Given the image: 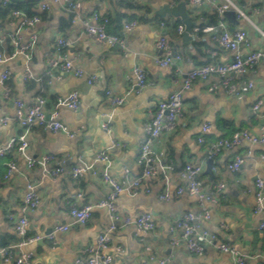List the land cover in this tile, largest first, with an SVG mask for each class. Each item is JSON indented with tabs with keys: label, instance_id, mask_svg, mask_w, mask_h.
<instances>
[{
	"label": "crops",
	"instance_id": "1",
	"mask_svg": "<svg viewBox=\"0 0 264 264\" xmlns=\"http://www.w3.org/2000/svg\"><path fill=\"white\" fill-rule=\"evenodd\" d=\"M81 1L82 15L95 10L112 13L115 20L117 13L122 15L120 26L109 25L107 28L110 34L122 38L119 47L97 41L87 34L75 14L53 4L52 10L41 12V19L33 28L20 29L21 45L28 43L34 33L38 36L29 61L34 78L29 80L24 78L27 58L18 52L20 44L4 40L2 35L3 29L18 30L20 18L15 14L12 18L0 17V52L10 56L17 53L0 64V76L6 69L10 72L7 81L9 96L0 85V116H15L16 99L28 106L43 95L48 100L45 110L50 114L57 99L72 90H78L81 98L78 111L62 107L59 112L60 121L75 130V136L36 126L28 133L27 157L16 150L6 157L0 156V248L12 249L14 256L31 252L35 264H78L82 250L96 245L100 234L111 223L110 212L104 207H96L84 226L73 224L70 214L73 206L97 204L112 189L102 176L104 163L98 161V154L109 153L113 177L121 179L126 168L132 176H140L143 169L139 163L140 146L148 138L146 124L154 118L159 102L167 100L194 67L209 62L226 63L234 55L231 50L222 48L211 33L195 34L194 30L201 24L210 25L209 17H203L199 9L192 10L188 6L190 18L196 25L190 32L192 39L185 42L183 33L174 27L176 16L168 14L162 21L159 18L162 16L157 14V10L170 0ZM14 2L24 4L19 6L20 10L36 13L42 0ZM29 2L32 4H27ZM234 2L250 18L242 19L235 26L247 29L248 41L240 47L245 56L264 48V37L258 31V28L264 29V0ZM136 4L142 7L134 9L132 6ZM205 11L214 12L208 6ZM131 20H137L138 25L131 30L124 29V23ZM162 22L165 26H161ZM227 25L229 30L233 26L229 20ZM164 32L171 37L175 50L184 55L176 66L162 67L155 62L156 56L161 54L156 40ZM60 37L69 42L62 48V53L72 62L71 70H51L48 65V58L57 50ZM136 67L147 71L148 84L141 92L134 89ZM77 68L82 70V76L75 74ZM93 77L95 80L90 83ZM218 78L213 75L206 81L196 79L182 95V114L176 124L153 140V148L165 152L166 161L172 164L173 170L162 172L158 177L145 178L136 194L123 192L117 199L120 217L115 221L116 228L111 232L107 251L113 264H159L161 259H168L167 264H232V255L215 245L197 255L181 241L172 244V238L177 237L172 226L187 212H198L201 205L196 196L177 193L178 186L183 183L181 171L188 163L203 165L200 175L203 188L210 190L216 183H225L222 194L208 204L211 218L204 220L203 225L217 235L218 242L237 249L247 264H264V230L259 228L264 212H256V182L262 180L264 184V145L244 140L232 148L223 146L217 154L209 155L213 144L222 138L231 139L236 132L263 133L264 62H258L239 77L243 84L249 81L254 84L241 94L210 91V83ZM109 88L126 97L122 105L110 103L107 97ZM258 100L263 102L255 111L253 107ZM104 112L112 114L109 131L101 126ZM205 124H210L211 128L204 142H200ZM21 132L22 128L13 119L6 124L0 121V148ZM48 154L62 163L63 170L56 178L44 175L38 165L28 166V157L38 160ZM238 154L243 156V163L233 173L230 165ZM10 157H16L18 170L7 178ZM210 158L214 159L212 174L206 172ZM77 165L91 167L82 177L74 178L71 170ZM29 183L36 185L40 202L34 210L25 213L23 206ZM167 190L172 196L168 200L160 197ZM142 212L152 215L156 223L153 231L143 233L132 224H123L124 216ZM22 215L29 219L28 235H42V240L20 244L22 240L14 225L15 218ZM58 224H70L71 227L68 231L56 233L53 238L46 237ZM0 264L4 263L0 261Z\"/></svg>",
	"mask_w": 264,
	"mask_h": 264
},
{
	"label": "built area",
	"instance_id": "2",
	"mask_svg": "<svg viewBox=\"0 0 264 264\" xmlns=\"http://www.w3.org/2000/svg\"><path fill=\"white\" fill-rule=\"evenodd\" d=\"M179 0H170V4L175 6ZM1 3L6 6L10 3V0H1ZM53 4H59L66 8L68 11L75 14L76 18L82 22L88 35L94 37L99 42H106L110 46H117L122 42V38L115 34L107 32V26L110 23V17L108 13H100L95 10L88 15H82V1L81 0H42L39 4L37 11L33 15H29L27 12L16 9L13 13L20 18L19 28L16 31H9L3 29V39L12 40L15 45H19L20 29L25 27H34L41 19V12L52 10ZM187 5L190 9H199L201 12L208 8L211 11L216 12L219 15V25H207L204 27H197L194 32L198 36L200 32L211 33L214 40L220 44L224 49L231 50L233 52V58L229 62L213 63L209 62L200 66H196L191 69L182 85L170 95L167 100L159 102L158 108L155 112L154 118L146 124V130L148 138L141 143L139 163L143 166L140 176H132L129 169L124 170V175L121 179H117L110 174L111 159L108 152H100L97 156L98 161L104 163V169L102 176L104 180L111 186V191L107 196L101 199L97 204H84L82 206H73L70 214L73 217V224L84 226L88 223L92 216V211L96 207L107 208L110 212L111 223L105 228L97 239L96 245L91 247H85L82 250V257L78 259V264H113L112 256L107 253L111 244V232L116 228L115 221L119 219L117 211L116 201L123 192L136 194L143 185L145 178L158 177L162 172L167 170H173L172 164L166 161V154L164 151L155 150L152 146L153 140L161 136L165 131L173 128L176 124L177 118L182 114V95L186 89H189L196 79L203 81L208 80L211 76H219L218 80H214L210 83L209 90L217 92L218 90H224L228 94L238 95L247 88L251 89L254 84L252 81L247 83H241L238 79L248 69H251L258 62H264V48L256 49L247 55H243L240 51L242 44L247 43L248 33L244 27L235 28L229 30L227 25V17L225 12L229 9H234L237 13V18L250 19L243 9L236 6L234 0H188ZM191 10V11H192ZM138 25L137 20L126 21L124 23V29L131 30ZM161 26H165V22L161 23ZM185 29L184 25H179L178 30L183 33ZM259 33L264 37V29L258 28ZM37 34L34 33L30 41L26 44L19 46L18 52L25 55L27 58V66L24 73L25 80L34 78L33 73L29 66L32 51L35 49L37 43ZM69 42L64 38H58L57 50L54 55L48 58V65L51 70H71L73 64L67 60L62 53V48ZM156 47L160 50L161 54L156 56L155 62L159 66L168 67L176 66L184 59L183 53L176 51L171 42V37L167 33H161L156 40ZM15 54L6 55L0 52V64L9 61ZM191 61V60H190ZM76 75L82 76L83 72L77 68L74 70ZM134 73L137 78L136 86L134 89L136 92H141L148 84L147 71L142 67H136ZM56 79L58 75L52 73ZM10 78V72L6 69L0 76V85L4 89L7 96H9V88L7 81ZM95 80L93 77L89 82ZM107 97L114 106L122 105L126 97L117 94L113 89L107 90ZM262 100H258L253 109L258 111L262 105ZM48 100L45 96L40 95L36 100L26 105L22 100L16 99V114L14 117L0 116V121L4 124L9 123L12 119L21 128L22 132L17 136L12 137L8 144L4 148H0V156L6 157L12 151L16 150L20 155L27 157V149L29 147L28 133L29 131L38 126L44 129L51 130L53 132H63L69 136H75L77 132L72 130L68 125L60 121L59 112L62 107L78 111L81 107L80 92L78 90H72L64 97H59L55 103L53 111L48 114L45 107ZM0 108V114H1ZM112 114L105 113L101 122V126L104 130L110 128ZM210 124L203 126V133L199 137L200 142H204L205 135L210 131ZM263 133L259 135L252 134L248 130H242L234 133L231 139L222 138L217 143L212 145L210 150V156L217 154L223 146L234 147L241 144L242 141H250L253 144L264 145V124ZM120 145V142H116ZM243 163V156L238 154L234 158L230 165V169L233 173H236ZM38 165L44 175L56 178L58 174L63 170L62 163L51 154L45 155L40 159H34L28 157V166L33 167ZM7 174L9 178L14 172L18 170V164L16 157H10L7 161ZM91 166H74L71 170V174L74 178L82 177ZM203 172L202 164L188 163L181 171L183 183L178 186L177 193L183 194L184 192L190 195L196 196L199 199L200 210L198 212L190 211L184 214L176 223L172 226V230L177 235L176 238H172V244L183 242L190 252L197 255H202L206 248L210 245H215L219 250L229 252L232 255V264H247L246 258L239 253L232 245L225 242H218L217 235L206 228L203 225L204 220L211 218V211L208 206L209 203L214 202L217 195L222 194L225 189V183H216L212 189L208 190L203 188L200 175ZM256 198L258 205L256 212H264V184L262 180L256 182ZM149 191V189H147ZM81 197L82 194H79ZM163 199H171V193L167 190L164 194L160 195ZM40 202V197L36 189V185L29 183L25 194V204L23 211L25 213L34 210ZM13 217L12 215H10ZM124 225H134L143 233L153 231L156 228V223L149 212H142L137 215H126L123 218ZM14 229L21 237V245L34 242L43 238L44 236L36 234L33 236L28 235L29 219L27 215H22L15 218ZM70 224H58L45 236L53 238L58 232H65L70 229ZM259 228L264 230V219L261 221ZM119 249V248H118ZM150 247L147 248L150 251ZM120 250V249H119ZM154 258L153 256L151 257ZM0 261L4 264H35L34 256L31 252L22 253L21 255L14 256L12 249L0 248ZM168 259H161L159 264H167Z\"/></svg>",
	"mask_w": 264,
	"mask_h": 264
},
{
	"label": "water",
	"instance_id": "3",
	"mask_svg": "<svg viewBox=\"0 0 264 264\" xmlns=\"http://www.w3.org/2000/svg\"><path fill=\"white\" fill-rule=\"evenodd\" d=\"M14 1H39V0H14ZM157 14H159L162 17H166L168 14H171L173 16H176L178 18H181L182 22L185 25V29L183 31V40L186 42L187 40L192 39L191 31L194 29L196 22L192 21L190 18L189 12H188V5L186 0H181L178 2L175 6H172L170 2H167L162 5L157 10ZM225 16L229 20L230 23H232L231 31L235 29L236 25H239L241 21L237 18V13L234 9H229L225 12ZM119 46H115V48H118ZM207 170L206 172L209 174H212V167L214 164V159L210 158L207 162ZM43 238H40L42 240ZM2 244V241H1Z\"/></svg>",
	"mask_w": 264,
	"mask_h": 264
},
{
	"label": "trees",
	"instance_id": "4",
	"mask_svg": "<svg viewBox=\"0 0 264 264\" xmlns=\"http://www.w3.org/2000/svg\"><path fill=\"white\" fill-rule=\"evenodd\" d=\"M27 4H32V3H27ZM21 5H24V4H20V3H16L14 2L13 0L10 1V3L6 6H4L2 3H0V17L2 18H12L14 13L13 11L16 10V9H20L19 6ZM134 9H139L141 8L142 6L141 5H133L132 6ZM29 12H27L29 15H33L35 14L34 12H32L31 10H28ZM109 17H110V23L108 24V26L110 25H114L115 27H118L120 26L119 25V19L121 18V14L120 13H117L116 15L118 16V18L115 20L114 16H112V13H108ZM202 16H207L209 17V23L210 25H219L220 23V18H219V15L216 13V12H206V11H203L202 12ZM160 19L165 20L164 17H159ZM174 27L175 28H178L179 25H183L182 22H181V19L178 18V17H175L174 19ZM132 21V20H131ZM107 26V28H108ZM200 27H204V25L201 24ZM108 32V30H107ZM109 33V32H108Z\"/></svg>",
	"mask_w": 264,
	"mask_h": 264
}]
</instances>
